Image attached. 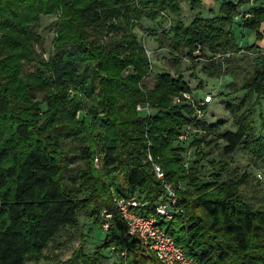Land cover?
<instances>
[{"label":"trees","instance_id":"trees-1","mask_svg":"<svg viewBox=\"0 0 264 264\" xmlns=\"http://www.w3.org/2000/svg\"><path fill=\"white\" fill-rule=\"evenodd\" d=\"M250 1L223 0L212 15L199 12L186 23L181 0H0V264L40 258L62 230L80 226L82 213L99 226L108 223L100 248L118 256L108 264H164L130 232L112 192L148 201L137 209L147 213L167 199L166 183L180 211L162 226L188 255L199 264H264V210L245 202L238 188L247 174L218 182V171L214 179L201 180L200 164L186 167L179 138L184 125L215 127L199 120L183 95L191 91L181 68L186 58L208 76L231 77L225 84L230 91L220 94L230 96L227 108L237 128L218 133L226 141L224 153L255 139L264 48L255 42L242 48L238 28L256 30L261 39L264 2L251 5L242 21L236 18ZM188 2L191 9L204 4ZM170 13L178 17L151 35L169 50L174 72H159L157 84L145 87L140 82L153 62L134 27L143 17ZM48 14L58 15L52 22L57 49L52 59L36 47L37 29ZM240 90L248 92L239 95ZM176 96L184 104H175ZM141 102L155 111L139 114ZM68 138L80 140L86 160L80 168L68 166L63 147ZM148 148L164 180L147 159ZM212 163L227 167L224 160ZM78 256L84 264L104 261Z\"/></svg>","mask_w":264,"mask_h":264},{"label":"rangeland","instance_id":"rangeland-1","mask_svg":"<svg viewBox=\"0 0 264 264\" xmlns=\"http://www.w3.org/2000/svg\"><path fill=\"white\" fill-rule=\"evenodd\" d=\"M221 1L223 0H204V4L200 8L191 9L188 0H181L182 12L180 18L184 22L189 23L199 12L204 15H212L213 12L218 10V5ZM255 2H264V0H251L241 5L239 7L240 16L236 17L237 20L242 21V18L248 16L251 5ZM57 16V14L43 15L41 24L37 29L40 40H36V47L47 59H52L57 55L55 47L56 32L54 25H52ZM177 17L174 13H170L163 18L158 17L155 20L143 17L134 27L139 39L146 46L148 53L150 52L149 55L153 62L151 69L140 82L145 87L153 88L157 84V74L159 72H174L169 50L159 46V42L151 35V31L169 27ZM238 29L240 30L239 39L242 48L254 42L264 48V23L260 27L263 35L261 39L257 38L256 30ZM181 68L191 87V97L194 100H201L208 93L213 94V99L205 106L204 115L197 118L202 122L215 126L213 128L195 126L192 128L189 139L183 142L186 167H195L196 164H200L201 180L214 179V174L222 171L218 182L227 180L236 174L242 175L246 173L247 180L239 184V192L245 202L264 210V141L260 140L264 138V95L259 97L255 115L253 129L255 139L250 141V146L242 144L234 152L227 155L223 151L226 141L218 137V133L225 129L236 130L237 126L231 112L227 108L230 96L221 95L220 91H230V87L225 86V84L231 80V77L224 75L222 77L208 76L198 71V67H193L186 58L182 60ZM130 70L131 67L127 68L124 74H128ZM247 92V90H240L238 94L243 95ZM255 97L256 94H254L252 99ZM184 102L179 96L174 97L175 104L182 105ZM139 104L141 105L140 108L138 107ZM46 108L47 103H42V109L45 110ZM137 110L141 115H147L155 111L153 107L143 102L137 104ZM83 114V110L78 112L80 118ZM192 116L194 117L195 114ZM186 126H182V129ZM79 145L80 140L77 138H68L63 141V147L68 150V160H70L68 166L76 169L86 164ZM199 149L203 150L204 157L198 152ZM212 160H224L227 162V167L219 170L222 166H215ZM100 162L99 158L97 165L95 159L97 167L101 166ZM186 183L187 181L181 183L180 187L183 189L187 188ZM105 228L104 222L99 226L93 222L90 216L82 213L80 214L79 227H69L62 230L57 239L43 249L40 258H33L24 264H84V257L78 256L80 252L88 255L91 259L95 256H102L104 258L102 264L118 261V256L110 248H100ZM72 260H74V263Z\"/></svg>","mask_w":264,"mask_h":264},{"label":"built area","instance_id":"built-area-1","mask_svg":"<svg viewBox=\"0 0 264 264\" xmlns=\"http://www.w3.org/2000/svg\"><path fill=\"white\" fill-rule=\"evenodd\" d=\"M183 95L193 103L197 117L204 115L205 106L213 99L212 93L205 94L201 100L197 101L191 97V92L189 91H184ZM138 107L140 108L141 105L139 104ZM192 128L194 127L191 125L183 128L179 134L180 140H188ZM95 159L98 165L99 157L96 156ZM147 159L153 163L156 175L164 180L165 171L161 164L154 160L149 148ZM166 192L167 199L163 196L156 203L155 210L147 213L137 211L138 208L145 206L148 201L139 198L136 194L121 196L115 193L114 190L112 194L115 204L128 222L130 232L137 233L141 236L143 246L148 253L155 254L164 264H199L198 260L194 256L188 255L184 248L162 226V222L171 219L175 213L180 211L176 206V192L169 183H166ZM105 215L110 217L111 213L105 211ZM104 225L108 227L107 222Z\"/></svg>","mask_w":264,"mask_h":264}]
</instances>
